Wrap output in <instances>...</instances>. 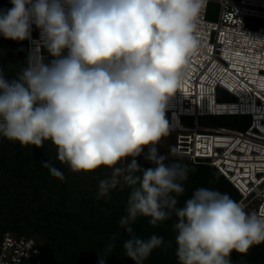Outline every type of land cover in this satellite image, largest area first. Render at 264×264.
Masks as SVG:
<instances>
[{
  "label": "clouds",
  "instance_id": "obj_1",
  "mask_svg": "<svg viewBox=\"0 0 264 264\" xmlns=\"http://www.w3.org/2000/svg\"><path fill=\"white\" fill-rule=\"evenodd\" d=\"M10 3L0 10V37L31 47L15 78L0 67V136L36 148L51 141L73 173L112 168L98 198L108 197L123 175L130 195L119 223L129 234L123 244L128 258L142 264L163 244L156 235H134L130 225L140 216L155 226L175 215L178 264H232L234 251L246 255L264 243V212H247L228 193L200 187L177 207L191 170L167 163L157 147L170 135L169 105L198 47L207 0ZM142 155L152 167H141ZM121 162L126 169L116 167ZM42 166L65 180L50 161ZM113 247L109 243L106 252Z\"/></svg>",
  "mask_w": 264,
  "mask_h": 264
},
{
  "label": "trees",
  "instance_id": "obj_2",
  "mask_svg": "<svg viewBox=\"0 0 264 264\" xmlns=\"http://www.w3.org/2000/svg\"><path fill=\"white\" fill-rule=\"evenodd\" d=\"M11 7L10 0H0V10ZM26 58L27 40L17 42L0 37V67L7 79L16 77ZM167 156V163L187 164L191 170L184 182L183 195L177 197V207H182L200 187L228 193L236 201L240 199L237 189L217 168L177 154L176 144L174 155ZM137 160L143 168L152 167L143 155ZM44 161L59 169L65 180L53 177L42 166ZM112 171L100 166L77 180L79 176L58 160L51 141L36 148L0 136V242L7 231L34 238L52 252L54 264H100L101 258L106 259L104 264H135L124 253L123 244L129 234L119 223L127 214L129 187L121 184L119 178L120 183L108 197L98 198L100 181L110 178ZM149 220L150 217L140 216L130 225L139 238L148 239L152 235L163 238L162 246L153 250L142 264H178L174 229L177 218L173 214L155 226ZM109 243L114 247L106 252ZM231 261L264 264V243L251 247L246 255L234 251Z\"/></svg>",
  "mask_w": 264,
  "mask_h": 264
},
{
  "label": "built area",
  "instance_id": "obj_3",
  "mask_svg": "<svg viewBox=\"0 0 264 264\" xmlns=\"http://www.w3.org/2000/svg\"><path fill=\"white\" fill-rule=\"evenodd\" d=\"M216 21L208 19L211 5ZM32 37L39 39L33 27ZM198 47L183 69L168 119L177 154L217 168L240 194L247 212H264V0H207L196 32ZM31 45L27 41V55ZM229 96L234 101H223ZM237 116L239 128L204 127L202 117ZM195 119V127L182 118ZM0 264H54L34 238L7 231Z\"/></svg>",
  "mask_w": 264,
  "mask_h": 264
},
{
  "label": "rangeland",
  "instance_id": "obj_4",
  "mask_svg": "<svg viewBox=\"0 0 264 264\" xmlns=\"http://www.w3.org/2000/svg\"><path fill=\"white\" fill-rule=\"evenodd\" d=\"M219 15V7L217 5H211L210 11L208 14V19L211 21H216L218 19ZM223 101H234L233 98H230L227 96L223 99ZM168 118V115H167ZM242 118L237 116H223V117H202L199 120V125L201 128L204 127H227V128H239V122H241ZM182 124L185 127L193 128L195 127V119L190 117H184L182 118ZM177 132H170V135L167 137L162 138L158 145V149L161 154L165 155H174V147L176 144L177 139ZM177 146V145H176ZM177 151V148H176ZM177 153V152H176ZM121 168H126V163L121 162L118 164ZM117 167V165H116ZM73 173V172H72ZM79 177H76L77 180L80 178V176H84L86 172H79V173H73ZM121 184H123V175L120 177Z\"/></svg>",
  "mask_w": 264,
  "mask_h": 264
}]
</instances>
